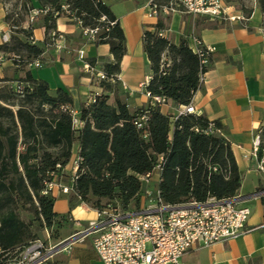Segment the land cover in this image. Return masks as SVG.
Here are the masks:
<instances>
[{
    "label": "trees",
    "instance_id": "16d2710c",
    "mask_svg": "<svg viewBox=\"0 0 264 264\" xmlns=\"http://www.w3.org/2000/svg\"><path fill=\"white\" fill-rule=\"evenodd\" d=\"M38 3L47 9L43 18L45 43L55 29L62 5H67L84 26L101 27L96 44H108L114 59L113 64L102 67L109 81L101 86L104 92H110V83H115L125 54L124 34L110 8L101 0ZM260 6L264 9L261 0ZM20 7V13L12 9L6 15L11 26L31 8L26 0ZM102 16L104 21H100ZM163 29L164 23L158 19L151 30L143 32V50L150 67L145 90L166 102L187 106L200 88V71L205 72L208 66L201 69L187 40L174 45L160 36ZM31 37L24 30L15 31L9 42L0 46V52L18 56L12 64L23 72L21 79L9 81V87H0V257L7 256L0 264L16 248L36 240L29 224L20 217L21 210H32L33 220L45 230L54 227L58 238L62 217L53 212L54 198L42 192L45 183L68 163L74 142L78 144L79 163L71 179V191L97 210L114 206L127 213L138 208L140 177L155 170L159 172L158 196L164 205L204 203L210 198L227 200L237 195L241 174L228 142L217 133L222 126L203 115L181 114L171 122L159 105L149 104L131 113L124 103L117 100L109 104L108 95L102 94L94 103L81 107L82 125L75 130L70 97L60 90L50 94L46 83L34 80L24 70L26 62L42 60L44 45L32 43ZM1 82L8 80L0 78ZM16 82L23 84L21 96L15 92ZM10 95L20 103H11ZM45 109L47 114H38ZM140 113H146L147 120L138 129L133 121ZM260 137L264 139V130Z\"/></svg>",
    "mask_w": 264,
    "mask_h": 264
},
{
    "label": "crops",
    "instance_id": "0c3cea01",
    "mask_svg": "<svg viewBox=\"0 0 264 264\" xmlns=\"http://www.w3.org/2000/svg\"><path fill=\"white\" fill-rule=\"evenodd\" d=\"M21 1L0 0V46L5 44L4 38L9 37L10 40L11 35L19 30L31 34L35 44L44 45L41 54L43 65L39 68L25 67L24 70L34 80L46 83L50 94L55 95L60 90L70 97L75 130L82 125L79 120L81 107L86 106L94 93L98 97L108 95L109 104L114 105L117 100L124 103L131 113L150 104L145 95L150 67L142 37L143 32L151 30L158 19L164 23L162 36L170 43L177 45L185 39L191 46L190 37H195L204 46L214 47L203 82L193 94L191 104L194 114L221 124L222 129L217 133L228 142L241 174V185L234 197L235 205L247 207L250 214L246 222L247 231L241 236L208 247L190 249L182 255L178 264H264V202L258 196L259 191L264 189V173L255 169L253 160L244 157L250 154L254 137L264 130V9L260 0L224 1L231 14L240 17L224 21L188 15L181 9L150 18L145 9L147 0H101L119 22L125 39V54L120 60L115 83H110V92H104L103 81L95 75L96 72H104L103 65L114 62L109 45L85 43L76 24L61 14L56 18L52 32L63 36L60 44L65 48L56 51L50 39L45 43V14H40L30 25L26 15L15 17L14 26L6 21V15L12 9L14 13H20L17 10ZM26 1L31 7L40 8L38 0ZM261 2L264 3V0ZM79 50L82 51L81 57ZM3 54L7 57L11 55ZM7 61L0 66L1 79H4L2 73L13 71L23 74ZM159 109L173 122L181 107L167 101ZM77 159L78 144L74 142L68 163L53 179L57 185L69 188L67 193L57 186L51 191L53 212L62 217L63 223L53 245L71 242L49 257L51 264H102L92 245L94 230L89 227L91 222L100 221L97 215L100 210L80 201L71 191ZM158 181L159 172L155 170L149 181L141 186L138 208L132 212L142 210L153 202Z\"/></svg>",
    "mask_w": 264,
    "mask_h": 264
},
{
    "label": "built area",
    "instance_id": "2783aa9c",
    "mask_svg": "<svg viewBox=\"0 0 264 264\" xmlns=\"http://www.w3.org/2000/svg\"><path fill=\"white\" fill-rule=\"evenodd\" d=\"M18 7L17 11H20ZM145 9L148 17L156 18L159 15H167L180 9L192 16H207L218 20L239 19V16L231 14L230 7L224 0H147ZM7 10V9H6ZM9 10V9H8ZM47 9L28 8L26 21L30 25L40 14H45ZM60 13L76 24L85 43H96L101 27L84 26L80 18L68 10L67 5L61 6ZM102 16L100 21H104ZM110 26L113 23H109ZM162 36V31L159 33ZM51 46L56 51H62L65 47L60 44L63 36L56 32L49 34ZM34 43L33 37L30 38ZM192 51L200 60L201 69L209 65L210 54L214 51L212 46H204L198 38L190 37ZM9 42V37L4 38V43ZM80 57L82 51H78ZM11 58L0 52V66L9 60L18 61V56ZM43 61L35 59L26 62V68H39ZM88 70H92L85 65ZM204 71H200L199 84L204 79ZM99 81H109L104 72H96ZM117 79V76L115 80ZM113 81V80H112ZM15 92L22 95L23 84H14ZM151 105L162 106L166 100L159 96H151L145 93ZM98 97L94 93L86 105L95 102ZM194 106L190 103L181 107L177 115L194 114ZM147 120L146 113H140L134 119L133 124L139 129ZM72 122L76 121L72 119ZM212 125H210L211 127ZM255 163V169L264 173V139L260 135L254 137L251 152L248 156ZM79 158L75 161L77 169ZM151 174L140 177L141 185L146 184ZM74 178V176H73ZM57 186L63 193L69 191L68 187L57 185L54 180L45 183L43 194H50ZM149 196V194H147ZM155 199L147 207L132 213H121L111 206H106L97 212L100 221L91 222L89 227L94 230L92 240L94 252L102 264H178L182 255L197 247H208L216 242H224L235 239L247 231L246 222L250 214L247 207H237L234 198L227 200L208 199L204 203H187L176 206L164 205L155 193ZM258 196L264 202V189ZM40 240H33L26 246L18 247L4 264H42L51 256Z\"/></svg>",
    "mask_w": 264,
    "mask_h": 264
},
{
    "label": "rangeland",
    "instance_id": "374dc122",
    "mask_svg": "<svg viewBox=\"0 0 264 264\" xmlns=\"http://www.w3.org/2000/svg\"><path fill=\"white\" fill-rule=\"evenodd\" d=\"M2 74L4 76V79L8 80V83L7 82H1L0 83V87H2V86L9 87L10 84H11V82H9V81L13 82V81L19 80V79H21L23 77V74L15 73L13 71H11V73L9 72V73H6V74L5 73H2ZM9 97H10L9 101L11 103H15V104L20 103V99L19 98H16L13 95H10ZM13 109L15 110V107H13ZM41 113L47 114L48 112L45 109V111H43V112H40V111L38 112V114H41ZM149 187H151V184H150ZM26 209H28V210H24V211L21 210L20 211V217L26 223L29 224L31 232L33 234L32 239L40 240L44 244V247L46 249L55 247L56 245H53L55 243V235H56L55 228L53 227L51 229H46L45 230L43 227L40 226V224L37 221L33 220L32 210H30L29 208H26ZM6 257L7 256L0 257V260L1 259L2 260L5 259ZM42 264H51V260L48 258V260H46Z\"/></svg>",
    "mask_w": 264,
    "mask_h": 264
},
{
    "label": "water",
    "instance_id": "95a60500",
    "mask_svg": "<svg viewBox=\"0 0 264 264\" xmlns=\"http://www.w3.org/2000/svg\"><path fill=\"white\" fill-rule=\"evenodd\" d=\"M71 241H65L63 243H59L58 245H56L51 251H50V255L56 253L57 251L61 250L63 247H65L68 243H70Z\"/></svg>",
    "mask_w": 264,
    "mask_h": 264
}]
</instances>
